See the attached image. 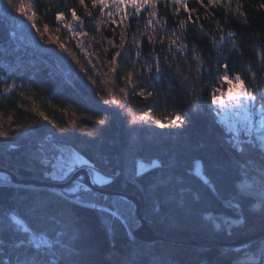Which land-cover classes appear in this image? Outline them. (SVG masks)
Masks as SVG:
<instances>
[{"label":"trees","instance_id":"obj_1","mask_svg":"<svg viewBox=\"0 0 264 264\" xmlns=\"http://www.w3.org/2000/svg\"><path fill=\"white\" fill-rule=\"evenodd\" d=\"M14 3L22 9L9 7L8 15L3 11L7 0H0V18H4L0 21V132L9 134L0 136V165L25 178L47 177L45 173L50 170L40 163L41 149L49 151L61 140L105 172L117 174L104 186L139 196L142 213L153 220L157 232L178 239L196 238L199 244L139 241L132 234L138 223L134 210L130 211L133 214L124 211L127 220L122 222L101 207H92L90 196L85 197L84 205L70 203V197H63L67 188L0 178V212L4 213L0 224L12 220L11 238H16L13 232L27 237L24 229H29L37 236L40 248L56 251L59 247L65 256L72 255L76 264H264V260L240 258L256 246L258 239L231 245L227 244L230 239L224 238L225 220L243 217L244 222L234 226L257 230L264 223V204L257 207L256 195L240 189L238 166L245 157L229 146L220 108L210 103L216 59L229 63V74L239 73L244 85L264 91V75L260 73L264 66V0H240L243 15L235 12L236 0L230 6L209 7L187 0L188 9L196 10L193 19L198 20L196 24L188 21L184 28L180 23L188 19L187 11L172 0H161L152 26L155 33L152 27L145 28L146 12L130 19L127 30L120 26L113 32L105 23L104 12L92 7L91 0H86L87 9L78 0ZM65 6L75 7L85 19L86 36L73 37L64 27L73 23ZM89 10L91 17H87ZM60 11L65 13L63 21L56 19ZM105 11L116 12L119 18L115 6ZM218 26L225 34H236L226 39L222 48L211 39ZM166 34L177 39L171 52L147 39L152 35L158 41ZM122 35L127 43L122 50L125 59L117 61V76L111 72L109 61L120 50L117 45ZM134 39L142 42L140 57L135 55ZM61 43L66 51L60 49ZM181 43L189 45L187 60L177 50ZM153 54L161 57V67L165 57L172 63L163 78L153 66ZM196 55L204 60V68L212 60L211 73L200 69ZM250 71L258 73L257 79L251 78ZM127 72L133 73L132 84L124 78ZM13 85L17 87L12 92H5ZM214 86L223 89L227 83L216 82ZM121 88L128 90L127 96ZM142 88L145 96L138 95ZM149 110L151 115L145 116ZM176 113L186 123L180 135L155 123L161 115L170 120ZM101 120L104 124L99 123ZM61 127L66 129L64 133L59 131ZM246 155L259 161L257 152L249 150ZM196 159L202 160L203 177L192 172ZM139 160L152 162V166L138 172ZM206 177L216 183L218 192L202 183ZM98 195L134 206L123 196ZM229 200L239 204V211L228 207ZM107 201L98 203L105 206ZM40 204L46 206L38 208ZM41 237L47 243H41ZM7 247L11 254V244ZM3 254L0 248V256ZM53 264L60 262L54 259Z\"/></svg>","mask_w":264,"mask_h":264},{"label":"snow or ice","instance_id":"obj_2","mask_svg":"<svg viewBox=\"0 0 264 264\" xmlns=\"http://www.w3.org/2000/svg\"><path fill=\"white\" fill-rule=\"evenodd\" d=\"M79 4L84 8H88L86 4V0H78ZM166 2V0H165ZM197 2L204 6L209 7L212 5H221L227 3L229 6L232 3V0H207V4H205V0H197ZM92 7L99 8L101 12H104V15L107 17V26L113 31H116L117 27L124 26L125 30L129 26L130 19H135L138 16H141L144 12L147 13V24L145 28L152 27L154 25L155 20L158 17L156 12V7L161 0H91ZM173 4L180 5L183 7L188 13V19L186 21H182L180 23V28H184L188 21H191L193 24H196L198 17L193 19V13H195V9H188L187 0H172ZM236 9L235 12L243 15L240 9L242 5L240 4V0H236ZM110 6H115L117 12L119 13V18L117 19L116 12L113 11H105L110 8ZM9 7L16 9L17 11H21V8H17L14 0H7V4L4 6L3 11L8 15H11L9 12ZM66 10L70 12L72 17V24L65 23L64 27L69 29L72 32L73 37L86 36L87 33L83 31L85 26V19H83L80 15L77 14V10L75 7L68 8ZM264 7V4L261 5ZM130 13V15H129ZM65 13L63 11L57 12L56 19L59 21L64 20ZM92 12L87 11V17H91ZM4 18H0L2 21ZM29 20L32 19L31 16L28 17ZM99 23V22H98ZM245 23L247 21L245 20ZM161 27H166L165 24H161ZM201 29H203L204 25H199ZM47 28V25H45ZM152 31L155 33L156 29L152 27ZM41 35H43L41 33ZM235 33L228 31L226 34L224 33L223 27L218 26V30L215 35H212V42L217 46V48H222L224 46V42L228 38H234ZM172 36H175V31L173 30ZM148 41L153 44L159 43L161 45H165L169 52L172 51L173 47L177 44V39L168 36L167 34L161 36L159 40H155L152 35L147 37ZM127 41L124 39L123 35L121 36V42L117 45V50L112 58L109 61L111 65V72L117 76L120 75V72L117 68V61L125 59L122 57V50L125 48ZM132 43L136 46L137 50L135 55L137 57L141 56V51L139 50L141 46V41L139 39H134ZM61 50L66 51L64 44H59ZM178 51L185 54V60H187L188 54H190V48L188 44L181 43L180 47L177 49ZM163 51V49H162ZM211 57V53H209ZM154 67L157 74L163 78L166 72H170L172 68V63L168 58H164L163 67H161V57L159 54H153ZM196 61L199 62L200 69L204 71L212 72L210 59L208 64V68H204V60L200 55H196ZM264 59V57H262ZM216 75L215 79L212 81L210 85L212 90L210 92V103L212 105H219L220 108H227L232 106L236 112L238 117L243 116V127H237L230 125L228 127V144L233 149V151L240 154L243 159L238 166V173L241 176V181L245 177L251 179V176H256L259 179L258 187H255L253 191L256 192L255 198L260 201L261 204H264V91H254L252 87L244 85V79L239 73L229 74V63L224 62L223 59H216ZM95 67V65H93ZM198 69V70H200ZM151 71V68H149ZM261 75H264V66L260 68ZM132 72H127L124 77L129 84H132ZM250 76L253 80L257 79L258 73L256 71H250ZM237 82L241 85L239 90L232 87L233 82ZM216 82L227 83L229 86L227 89L226 101L224 98V94L220 87L214 86ZM17 86L13 85L11 88H5V92H12ZM135 87V85H133ZM259 88V85L256 86ZM120 92L124 94V96L128 95V90L125 88H121ZM145 89H141L138 92L139 96H145ZM149 96L152 95L151 92L147 93ZM118 103V102H117ZM35 110V109H34ZM212 109L209 108V112ZM219 111V110H218ZM40 115L47 120L48 117L44 116L43 113ZM151 115V111L145 112V116ZM11 119V117H9ZM175 120L183 123L182 117L180 113H176ZM100 124H104V121H99ZM156 124H160L159 120L155 121ZM72 124L75 125V121H72ZM163 126V125H161ZM22 127V126H20ZM19 130V129H18ZM61 133L66 131L65 128L61 127L59 129ZM9 134L7 132H0V136L7 137ZM249 150L253 152L259 153V161H256V158L251 155H246ZM42 156L40 159L41 165H43L46 169L50 171L46 172V175L55 176V177H66L70 173H74L75 171H79L81 169L86 170L87 176L89 178V182H94L100 186L105 184H110L113 180L116 179L117 174H107L103 173L102 169L98 167L95 162L89 160H82L80 153L71 147L68 144H65L63 141H56L49 151L41 149ZM238 182V183H240ZM153 184H156V181H152ZM202 183L209 186L211 189H215L218 192L217 185L214 181L208 180L207 177ZM252 184L255 185L256 181L252 180ZM158 186V185H157ZM91 197V206L92 207H101V210L108 213L111 217L115 219H119L122 222L127 220V217L124 215L123 210L120 207L121 203H126V201L121 200H111L107 201V198L99 196L97 193L93 192L90 187H88L83 180L75 186L69 187L63 193L64 198H71L69 200L70 203H79L84 205L86 203L85 197ZM199 199V196L196 197ZM100 200H105L106 205L101 206L98 202ZM227 205L229 208H234L236 211H239V204L234 201H227ZM45 204H40L37 207L42 208L45 207ZM0 215H4V213L0 212ZM18 222V221H17ZM243 217L239 221H231L225 220L224 224L231 229L233 224L243 223ZM219 227V225H217ZM13 228V222L11 219H6L4 223L0 224V248H3L4 254L0 256V264H53V260H57L60 264H76L75 259L72 255L65 256L63 251L57 247L56 251L52 249H42L39 245L36 244L37 236L34 232L29 229H24L25 232H28L27 237H21L16 233H12V235H16L15 239H12L9 233ZM8 244H11V254H9V249L7 247ZM59 253V255H57ZM261 256H264V248L261 249Z\"/></svg>","mask_w":264,"mask_h":264},{"label":"rangeland","instance_id":"obj_3","mask_svg":"<svg viewBox=\"0 0 264 264\" xmlns=\"http://www.w3.org/2000/svg\"><path fill=\"white\" fill-rule=\"evenodd\" d=\"M228 85L222 89V92L224 94V98H225V101H226V96H227V89H228ZM232 87H234L235 89L239 90V88L241 87V85L237 82H233L232 84ZM219 106V105H218ZM220 108V106H219ZM220 119L225 123V125L227 126V128L232 125V126H237V127H243V116H240L238 117L236 115V112L235 110L233 109L232 106H229L227 108H220ZM160 121V124L159 127L161 128H167V129H170L174 135H180L184 129H185V121L182 117V120H183V123H181L180 121H176L175 120V116H173L170 120H168V116L166 115H161L159 116V119ZM163 125V126H161ZM78 151V150H77ZM79 152V151H78ZM80 153V152H79ZM81 155V159L84 160L85 158L82 156V154L80 153ZM155 162H153L154 164ZM152 166V162H146L144 160H139L138 161V172H143L144 170L148 169L149 167ZM0 167H3L4 169L10 171V172H14V173H17L14 171V169L12 168H9L7 166H4V165H0ZM101 169V168H100ZM103 173H107L109 175H111L112 173H109V172H105L104 170H102ZM192 172H195L197 175H200L203 177V163H202V160L201 159H196L195 160V163H194V170H192ZM18 174V173H17ZM73 173H70L68 176L66 177H63V178H60V177H55V176H49L47 175V177H44V176H38V177H35V178H30V179H43V180H48V181H54V182H59V183H65L67 181H69L72 177ZM5 177H9V174L6 172V171H2L0 172V178L2 180H4ZM58 179V180H53V179ZM84 179V175L82 174L80 176V178L74 180L68 187H65L64 189H68L69 187H75L77 186L81 180ZM252 180H255L256 181V184L253 185L252 184ZM241 181V180H240ZM239 181V182H240ZM85 183V182H84ZM86 184V183H85ZM96 184V183H95ZM87 185V184H86ZM240 189L244 192H247V193H252L254 195H256V192L253 191V189L255 187H258L259 185V179L256 177V176H251V179L245 177L243 179L242 182L238 183ZM88 186V185H87ZM89 187V186H88ZM93 192L97 193V194H104L105 193H100V192H97V191H94L92 189ZM121 197V196H120ZM124 200H127L128 202H131L133 206V208H130L129 206H126L124 204H121V206H123L122 208H124L123 212L125 211V213H130V214H133L131 213L130 211L131 210H134L135 214L137 215L136 213V210H135V204L130 201L129 199L125 198V197H122ZM257 207L261 208L263 206V204L260 203H257L256 205ZM143 216L148 220V223L155 229V227L153 226L152 222L153 220L148 218L147 216H145L143 214ZM138 218V216H137ZM218 223V222H217ZM238 224V223H237ZM140 225V222H139V219H138V223L135 225V227L133 228V230L135 228H137L138 226ZM219 225V224H218ZM264 227V223L261 224L260 227H257V230H255L254 228H251V229H243L242 227H238V226H234V224L232 225L231 229L228 228L227 226V234L225 235L224 238H229L230 241H235L237 239H240V238H243V237H249L251 236L253 233H257L259 231H261ZM219 228V227H218ZM155 231H157L155 229ZM159 233V232H158ZM133 234V232H132ZM161 234V233H160ZM164 235V234H163ZM134 236V235H133ZM135 237V236H134ZM168 237V236H167ZM170 238V237H169ZM172 239L174 237H171ZM220 238V237H219ZM218 238V239H219ZM222 238V237H221ZM138 239V238H137ZM176 239V238H175ZM184 239H192V238H184ZM193 239H196V238H193ZM254 239H258L259 241L257 242L256 246L252 247L251 249H248L245 254H243L240 258L243 259V260H264V256H261L260 255V252H261V249L264 248V237L262 238H254ZM253 239V240H254ZM139 241H142L140 239H138ZM198 241V239H196ZM40 242L41 243H47V239L46 238H43L41 237L40 238ZM143 242H146V241H143ZM153 242V241H152ZM199 242V241H198ZM230 243V242H229ZM188 244V243H186ZM199 244V243H198ZM228 244V243H227Z\"/></svg>","mask_w":264,"mask_h":264},{"label":"water","instance_id":"obj_4","mask_svg":"<svg viewBox=\"0 0 264 264\" xmlns=\"http://www.w3.org/2000/svg\"><path fill=\"white\" fill-rule=\"evenodd\" d=\"M6 171L9 174V177H5L4 180H10L12 182L16 183H22V184H34V185H44V186H49V187H54L57 189H64L65 187H68L74 180L80 178V176L83 174L84 179L83 181L94 191L100 192V193H105V194H115L118 196H123L130 201H132L135 204V210L140 222V225L135 228L132 232L133 235L146 242H152V241H169V242H176V243H182V244H198L199 242L196 239H178V238H169L163 234L158 233L155 231V229L148 223V220L143 216L142 213V199L133 194H124V193H118L114 191L108 190L104 185L100 186L98 184H95L94 182H89V178L87 176V172L84 169H81L79 171H75L71 177V179L65 183H59V182H54V181H48V180H43V179H30V178H25L20 176L17 173L10 172L3 167H0V172ZM264 237V227L261 231L257 233H253L249 237H243L240 239H237L235 241H232L228 244L231 245H245L252 241L254 238H262Z\"/></svg>","mask_w":264,"mask_h":264}]
</instances>
